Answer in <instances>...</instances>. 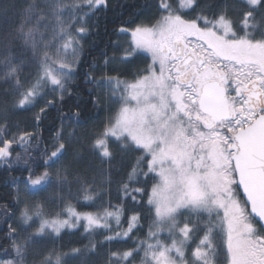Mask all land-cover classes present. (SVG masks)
<instances>
[{
	"label": "snow or ice",
	"instance_id": "obj_1",
	"mask_svg": "<svg viewBox=\"0 0 264 264\" xmlns=\"http://www.w3.org/2000/svg\"><path fill=\"white\" fill-rule=\"evenodd\" d=\"M109 6L0 0V169L26 173L0 204V264H217L221 234L227 264H264V0H151L81 73ZM81 74L108 111L83 135L60 111ZM80 228L82 248L56 247Z\"/></svg>",
	"mask_w": 264,
	"mask_h": 264
},
{
	"label": "trees",
	"instance_id": "obj_2",
	"mask_svg": "<svg viewBox=\"0 0 264 264\" xmlns=\"http://www.w3.org/2000/svg\"><path fill=\"white\" fill-rule=\"evenodd\" d=\"M110 6L107 10H101L93 16L89 23L92 25V34L87 36V38L83 41L84 45V62L81 65V73L84 70L88 69L90 62L93 60L100 62L103 59V53L107 51L109 54L112 53V42L116 40H121V38L125 35L117 36L115 33V29L123 22L127 21L129 18L133 16L135 12H142L143 16L151 15V10L147 7L151 0H109ZM143 17H138L137 19H142ZM126 37V36H125ZM124 37V38H125ZM145 55L142 54L136 63L132 67H144L145 63ZM97 75L100 74V70H97ZM3 87H7V85H3ZM93 86L91 84H86L83 80V75H79L75 78L73 83V92L74 95L72 97H68L65 100L63 107L60 109L61 112H72L75 110H79L81 115V120L85 121V123H75L73 121L66 120L65 126L67 128H75L78 134L83 135L84 130L87 128H91L93 125L98 124L100 121L105 119L108 115L107 105L104 104L99 108L93 107L91 102V96L89 93V89ZM92 95H99V90L92 93ZM37 109H32V111H36ZM31 112L22 113L21 116H30ZM57 113L55 111L49 112L48 117L44 120L43 124L40 126L43 131L44 141L46 143L49 137L48 129L53 128L55 125L59 124V120L56 118ZM29 130L31 128L29 127ZM19 151V149H17ZM98 161H94V164H98ZM26 173H21L20 171H14L11 173L5 172L0 169V204L4 203L11 199L10 192L11 187L9 184V176H17L20 177L25 175ZM91 175V173H90ZM99 179V177H98ZM151 181H149V184ZM20 187L23 188V183L20 184ZM107 187V185H105ZM51 191V188L48 190ZM113 196H115V184H113ZM146 199V197H145ZM104 200H107V197H104ZM116 201L113 200V203ZM101 201H96L95 205L91 207L87 206H78V210L81 212H89V211H97ZM144 224L143 231L136 232L134 235L136 237L143 238L144 233L147 232V221L142 222ZM114 224V223H113ZM0 226H6L4 224L3 218L0 217ZM126 226V225H125ZM221 236V235H220ZM217 237L216 241L220 245L219 254L217 257V264H226V250L224 245H222L221 238ZM96 239H100L99 236L95 237ZM90 237L84 234L83 228H80L78 231L73 230L71 232H65L61 239L55 242L56 247L60 251H68L72 247H83L88 243ZM51 243L49 247H51ZM132 242L129 241L128 244L122 245H113V247L127 248L131 247ZM142 255V253H141ZM31 259V257H29ZM79 257L69 258L67 260V264H79ZM89 260L95 259L94 257H89ZM139 262V257L136 258V264Z\"/></svg>",
	"mask_w": 264,
	"mask_h": 264
},
{
	"label": "rangeland",
	"instance_id": "obj_3",
	"mask_svg": "<svg viewBox=\"0 0 264 264\" xmlns=\"http://www.w3.org/2000/svg\"><path fill=\"white\" fill-rule=\"evenodd\" d=\"M125 36H123L122 38H121V40H120V42H121V45L122 46H126V41L128 40V37L126 36L125 38H124ZM144 55H146V54H144ZM221 215H223V213L221 212ZM114 224H113V227H115V222H113ZM217 231H219V230H217ZM217 237H219V236H217ZM216 237V238H217ZM220 238H221V240H222V245H223V235L221 234V236H220ZM217 240V239H216ZM224 248H225V250H226V247L224 246ZM226 256H227V252H226ZM226 264H227V260H226Z\"/></svg>",
	"mask_w": 264,
	"mask_h": 264
}]
</instances>
